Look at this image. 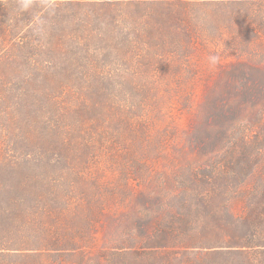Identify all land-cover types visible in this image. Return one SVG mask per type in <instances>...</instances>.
Returning a JSON list of instances; mask_svg holds the SVG:
<instances>
[{
    "label": "trees",
    "instance_id": "trees-1",
    "mask_svg": "<svg viewBox=\"0 0 264 264\" xmlns=\"http://www.w3.org/2000/svg\"><path fill=\"white\" fill-rule=\"evenodd\" d=\"M213 2L0 0V264H181L202 246L213 249L209 256L241 251L253 256L245 264H264L260 65L223 66L233 90L209 68L208 79H219L206 88V111L185 134L188 146L214 154L212 137L230 122L226 112L252 103L260 109L248 125H256L253 141L261 148L234 144L239 160L228 154L186 167L167 160L183 172L178 187L202 197L200 205L180 201L177 208L162 194L173 178L149 175L153 160L144 156L158 154L157 142L180 131L166 110L174 96L182 108L194 102L204 52L237 51L244 29L262 27L253 13L240 16V25L236 17V28L233 17L210 18ZM159 123L166 127L156 142L151 131ZM232 199L240 213L231 214ZM127 224L141 235L140 247L99 245L98 231L109 241Z\"/></svg>",
    "mask_w": 264,
    "mask_h": 264
},
{
    "label": "rangeland",
    "instance_id": "rangeland-1",
    "mask_svg": "<svg viewBox=\"0 0 264 264\" xmlns=\"http://www.w3.org/2000/svg\"><path fill=\"white\" fill-rule=\"evenodd\" d=\"M216 5L211 8L210 18L212 15L226 17L230 16L235 18L234 22L231 24L232 27H237L236 17L240 18V16H244L250 13L257 14L260 17V23L262 27L257 28V32H251L247 29L242 31V45L237 51H232L230 48L225 53L219 56V62L215 65L209 62V57L216 56L218 53L213 52H204L203 57L200 61L197 62L196 65L200 68L199 77L194 81L193 90L191 91V99L194 100L192 104L188 108H182L180 102L177 98L173 97V103L168 107V117L171 120L172 124L175 128H179L180 131L174 137L173 135H168V138L165 136V140L160 144L158 139L164 134V128L166 124L159 123L151 132L155 135V140L157 144L161 145L159 153L149 157V153L145 152V160H153L151 161V171L148 172L149 175L157 176L161 172H166L173 180L164 183L165 187L162 189V194L165 197H168L170 201L178 208L180 201H186L188 204L193 207L195 205H200L202 197H186V194L183 192L181 187H178L179 177L183 174V172L179 170H174L170 168V162L167 160H174L179 166L178 167H186L188 165L191 166L194 162L196 164H204L206 160H215L216 158L219 160H223L225 155H232L235 160L241 159V152L234 148V144L242 145V142L245 143V147H258L261 148L260 145H255V140L253 141L254 131L256 132V125L248 123L256 118L258 111L260 109V105L255 108L252 103L242 104L238 107L232 109V111H227L226 116L230 118V122L227 123L225 127L218 126L215 128V134L212 139L215 142H218V149L216 152L211 153L210 148H202V149H194L193 146L187 145L186 138V129L191 120L195 119L199 114L202 115L203 112L206 111V104L210 100V97L207 94L206 88L208 86L216 87L217 79L222 78L223 84L226 85L231 90H233L235 83L233 79H226L225 76H222V68L223 66L230 68L233 64L240 65L238 63H243L248 66L254 67L256 65H260L262 68V72L264 73V0H213ZM241 14V15H240ZM244 24V21L240 18L238 25ZM233 28V31L236 29ZM253 34V35H252ZM220 44V43H219ZM221 47V48H220ZM219 49H223V43L217 46ZM210 68V71L221 73L219 76H214V78H209L207 75V71ZM209 82V84H208ZM187 93V91H185ZM189 94V93H188ZM210 95L212 99H215L217 96L213 93ZM189 97V96H188ZM175 102V104H174ZM180 108V109H179ZM229 110V109H227ZM239 110H244L247 113V116L242 117ZM253 125V126H251ZM250 129V130H248ZM214 130V129H213ZM212 130V131H213ZM166 142V143H165ZM145 143V142H144ZM146 144V143H145ZM247 144V145H246ZM156 152V151H155ZM143 153V151H142ZM112 154V153H111ZM109 156V154H107ZM212 157H211V156ZM254 160H259V157L254 153L251 157ZM173 167V165H172ZM188 168H186L187 172ZM188 174V173H187ZM168 176V177H169ZM111 176L110 178H113ZM256 178V174L251 177L254 181ZM162 181V180H161ZM136 189V188H135ZM140 189L145 190L147 187H141ZM153 189V188H152ZM158 194H160L157 191ZM157 193H152V195H156ZM109 204V208L114 211L118 207V203L116 200H113ZM194 208V207H193ZM241 203L237 200L232 199L229 203V209L232 213H240ZM123 207L118 208L122 210ZM97 235L99 240V245L107 247L108 243L117 242L121 247L125 249L138 248L142 243L140 242L141 235H139L136 227H129L128 224L124 226H118L117 231L111 237H108L106 231H98ZM145 244V243H144ZM216 248V247H215ZM191 251L187 252L184 256L180 258L181 264H196L197 259L203 258L204 261H211V264H245V261L248 258H252L253 256L246 252L241 251H229L225 255L221 256H209V254H213L212 250L209 246H202L201 248H192ZM96 252V251H95ZM94 252V253H95ZM45 264H52L50 259H45ZM258 260V259H257ZM65 264H75V260L67 261L65 260ZM17 263H21V260L16 261ZM2 263V260H0Z\"/></svg>",
    "mask_w": 264,
    "mask_h": 264
},
{
    "label": "clouds",
    "instance_id": "clouds-1",
    "mask_svg": "<svg viewBox=\"0 0 264 264\" xmlns=\"http://www.w3.org/2000/svg\"><path fill=\"white\" fill-rule=\"evenodd\" d=\"M209 62L213 65L219 62V56H211L209 57Z\"/></svg>",
    "mask_w": 264,
    "mask_h": 264
}]
</instances>
